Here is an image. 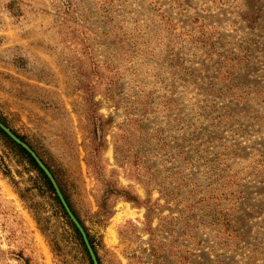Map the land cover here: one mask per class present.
Masks as SVG:
<instances>
[{"label": "rangeland", "instance_id": "374dc122", "mask_svg": "<svg viewBox=\"0 0 264 264\" xmlns=\"http://www.w3.org/2000/svg\"><path fill=\"white\" fill-rule=\"evenodd\" d=\"M0 117L101 264H264V0H0ZM0 264H88L1 136Z\"/></svg>", "mask_w": 264, "mask_h": 264}, {"label": "trees", "instance_id": "16d2710c", "mask_svg": "<svg viewBox=\"0 0 264 264\" xmlns=\"http://www.w3.org/2000/svg\"><path fill=\"white\" fill-rule=\"evenodd\" d=\"M0 122L2 124H4L7 128H9L21 141L25 142L34 152L35 154L38 156V158L42 161V163L46 166V168L50 171V173L52 174L54 180L56 181L61 194L63 195L66 203L68 204L71 212L74 214V216L76 217V219L79 221L80 225L82 226V228L84 229L86 236L88 238V241L92 247V250L96 256V259L98 261V264H101L99 255L97 253L95 244L93 243V239L90 236L89 232L87 231V228L85 227L83 221L81 220V218L76 214L73 206L71 205L70 199H69V195L65 186V183L61 180V174L59 173V170H56L57 168H55V166L52 164L51 160H49L47 158V156H44L45 154H42L40 152V150L34 145L32 144L27 137L18 134L15 130H13L11 127H9L7 125V123L4 121L3 118L0 117ZM0 136L3 138V140L5 141V143L15 149L18 153H20L28 162V164L31 166V168L38 174L39 178L42 180V183L44 185V187L46 188V190L50 193L53 201L55 202V204L58 206L60 212L62 213L63 217L67 220L69 226L71 227L75 238L77 239V241L79 242L83 253L85 254V257L88 261V264H93V261L91 259V256L88 252V249L84 243V240L82 238V235L80 233V231L78 230V228L75 226V224L71 221V219L69 218L64 206L62 205L50 179L48 178V176L44 173V171L39 167V165L37 164V162L35 161V159L31 156V154L25 149L23 148L21 145L17 144L14 140H12L1 128H0ZM58 167V166H57ZM59 169V167H58ZM39 220L43 221L45 220V218L39 216Z\"/></svg>", "mask_w": 264, "mask_h": 264}, {"label": "water", "instance_id": "95a60500", "mask_svg": "<svg viewBox=\"0 0 264 264\" xmlns=\"http://www.w3.org/2000/svg\"><path fill=\"white\" fill-rule=\"evenodd\" d=\"M0 128L12 139L14 140L17 144L21 145L23 148H25L30 154L31 156L35 159V161L37 162V164L39 165V167L44 171V173L48 176V178L50 179L62 205L64 206L69 218L71 219V221L75 224V226L78 228V230L80 231L82 238L84 240V243L88 249V252L91 256V259L93 261V264H98V261L96 259V256L92 250V247L88 241V238L86 236V233L84 231V229L82 228V226L80 225L79 221L76 219V217L74 216V214L71 212L68 204L66 203L63 195L60 192V189L56 183V181L54 180L52 174L50 173V171L46 168V166L42 163V161L38 158V156L35 154V152L23 141H21L9 128H7L4 124H2L0 122Z\"/></svg>", "mask_w": 264, "mask_h": 264}]
</instances>
